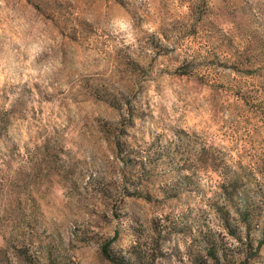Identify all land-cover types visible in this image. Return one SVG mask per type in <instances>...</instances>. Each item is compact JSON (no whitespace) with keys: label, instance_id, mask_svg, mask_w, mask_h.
<instances>
[{"label":"rangeland","instance_id":"1","mask_svg":"<svg viewBox=\"0 0 264 264\" xmlns=\"http://www.w3.org/2000/svg\"><path fill=\"white\" fill-rule=\"evenodd\" d=\"M233 262L264 264V0H0V264Z\"/></svg>","mask_w":264,"mask_h":264},{"label":"trees","instance_id":"2","mask_svg":"<svg viewBox=\"0 0 264 264\" xmlns=\"http://www.w3.org/2000/svg\"><path fill=\"white\" fill-rule=\"evenodd\" d=\"M245 221L250 222V221H252V219H250V218H246ZM231 264H235V263L233 262V263H231Z\"/></svg>","mask_w":264,"mask_h":264}]
</instances>
